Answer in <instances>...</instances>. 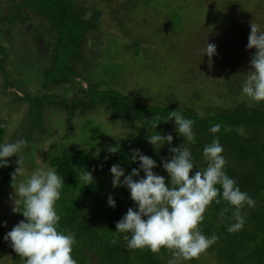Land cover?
Wrapping results in <instances>:
<instances>
[{"label": "trees", "instance_id": "trees-1", "mask_svg": "<svg viewBox=\"0 0 264 264\" xmlns=\"http://www.w3.org/2000/svg\"><path fill=\"white\" fill-rule=\"evenodd\" d=\"M124 1L112 8L104 5L108 16L115 21L120 13L123 16V22H117L114 28L120 42L117 45L126 51L132 49L135 57L141 54L145 56L144 50L140 49L141 42L135 40L136 37L130 40L127 34L134 16L147 12L145 9L152 4L150 0ZM242 1L232 0L229 9H226L229 13L224 19L229 20L234 27L235 21H240L242 14L249 15L248 12H251L253 15L255 13L256 19L249 16L262 28L264 11L258 7L254 12L250 11L251 5L258 4V0L250 2L245 8L241 5ZM89 6L90 8L82 0H0V72L5 83L4 89L12 87L13 91L9 92L14 97L12 101L28 104L25 120L18 126L21 139L32 144L34 136L43 135L47 131V110L64 111L68 122L75 113L86 115L94 110H103L110 115L112 122L131 130L122 139L105 137L100 143L87 142V149L66 146L53 147L49 151V167L54 168L64 178L61 199L56 204V210L61 217L59 228L66 233H75L72 256L77 264H166L171 258V252L166 248H161L159 253L147 248L129 250L122 234L115 232L116 222L126 214L128 208L135 209L136 205L126 187L113 188L110 168L113 164H119L125 170V175L130 174L133 168L139 167L138 162L133 163L131 160L132 150L139 149L156 161L158 167L153 171L164 176L167 182L168 174L162 167L161 159L171 157L170 147L182 144L191 149L193 163L196 165L190 173L191 176L207 166L202 151L214 136L223 146L227 175L236 181L241 191L255 200V206L245 205L241 210L244 217L243 227L229 232V225L235 222L232 219L231 206L223 200L219 204L211 203L206 208L204 219L198 228L205 236L211 237L215 234L218 239L205 253L213 258L214 264H264V102L251 104V101H237L235 96L240 93L241 85L238 83L236 90L231 82L224 94L219 96L234 102L222 106L211 98L202 112L191 104L192 96L186 100L172 101L170 94L166 93L159 95L157 102L150 103L142 101L137 95L127 94L125 76H122L120 65L109 59L104 54L105 51L102 52L104 47L99 49V46L96 53L103 55L107 61L103 67L101 63H96L95 55L89 54L87 45L89 39L93 42L95 34L100 32L99 19L102 13L98 7ZM123 9L125 11L120 12ZM152 9L153 14L160 16V23L157 22V25H163L165 31L167 25L170 32L183 26L184 17L180 13L172 11L170 18H166L170 20L165 23L164 16L167 11L157 7ZM230 14L234 15L233 19ZM214 20L216 18L210 21ZM30 21L34 22L33 29L36 30L25 32L23 29ZM222 28L224 29V25ZM245 33L248 39L250 31ZM201 34L199 32V39L195 37V41L202 39ZM241 35L240 29L234 37L240 38ZM164 36H158V39ZM6 38L18 40L19 46L14 51L11 50ZM230 42H234L231 36ZM236 44H241L240 48H244L246 52L249 62L242 63L246 69L250 67L249 63L256 49H246L248 40ZM232 58L236 59L234 54L231 57L228 55L225 58L226 63H231ZM5 67L9 69L8 73ZM94 69L98 72L93 73ZM12 75L16 76L15 81L10 79ZM20 76L22 77L19 78ZM20 79L25 84L36 81L38 93L31 95L25 91L17 84L22 83ZM68 92L70 98L67 96ZM193 95L200 96V93L194 92ZM175 110L194 121V138L191 142L175 132L174 121H164ZM155 120L161 121L156 131L173 135L171 146L166 143L160 150L159 146L155 150L148 143L147 137L150 131H154L151 125ZM0 124L5 125L0 128V143H3L8 132L7 122L0 118ZM214 124L220 125V131L216 134L209 132ZM106 141L110 143L107 147ZM110 146H117L119 151L109 153ZM97 149L100 150L98 158L94 155ZM84 168L89 171L95 169L91 185L83 186L79 182L78 174ZM140 175L143 177L144 173L141 172ZM109 196L114 197L115 208L108 206ZM225 208L229 211L222 215V209ZM18 216L21 220L24 219L20 213ZM5 235L0 230V248L15 263L25 264L10 242L4 239ZM195 260L197 262L196 257L188 260V263L194 264Z\"/></svg>", "mask_w": 264, "mask_h": 264}, {"label": "clouds", "instance_id": "clouds-1", "mask_svg": "<svg viewBox=\"0 0 264 264\" xmlns=\"http://www.w3.org/2000/svg\"><path fill=\"white\" fill-rule=\"evenodd\" d=\"M250 29L246 49L255 48L256 51L250 60L251 70L247 72L242 94L253 102H264V29L253 22ZM202 53L211 58L216 54V46L204 42ZM164 121H174L175 132L184 140H193L194 121L185 118L182 112L171 111ZM159 122L155 120L152 123L154 131H150L147 137L155 150L157 146L160 150L166 143L171 146L173 141L172 134L156 131ZM3 127L5 125L0 124V128ZM219 131V124L209 128L212 134ZM28 144L26 139L0 143V168L8 166L7 158L13 155L19 157L16 161L18 167L12 173L14 193L10 199L13 201V212L24 217L6 233L4 239L10 242L25 264H77L72 256L75 233H66L59 228L61 217L56 210L64 178L54 168L39 167L17 183L18 177L25 176L21 152ZM118 151L117 146L108 148L112 154ZM223 151L219 139L214 136L202 151L207 166L190 176L195 165L191 149L182 144L170 147L171 157L161 159L162 167L168 174L167 182L164 176L153 171L158 167L156 161L139 149L132 150L131 160L133 163L138 162L139 167L133 168L130 174L125 175V170L119 164L111 166L113 188L126 187L136 205L135 209L128 208L115 225V232L122 234L129 250L147 248L159 253L161 248H166L171 252L166 264H183L198 257L218 239L215 234L205 236L198 225L204 219L206 208L213 202L221 203V200L231 206L232 219L235 221L227 230L235 232L243 227L241 210L245 205L254 207L255 200L241 191L236 181L227 175ZM99 153L97 149L95 157L98 158ZM94 171L84 168L78 174L79 182L83 186L91 185ZM141 172L144 173L143 177ZM107 204L115 208L114 197L109 196ZM228 211V208L222 209L221 214Z\"/></svg>", "mask_w": 264, "mask_h": 264}, {"label": "rangeland", "instance_id": "rangeland-1", "mask_svg": "<svg viewBox=\"0 0 264 264\" xmlns=\"http://www.w3.org/2000/svg\"><path fill=\"white\" fill-rule=\"evenodd\" d=\"M122 1L125 2L124 0H82L89 8L90 4L98 7L102 12L99 19L100 32L95 34L93 42L89 39L87 45L89 54L91 56L95 55L96 63H101L103 67L107 61L103 58V55L96 53L99 46V49L104 47L102 52L105 51L104 54L109 59L120 65L122 76H125L124 86L127 94L137 95L142 101L150 103L157 102V97L166 93L170 94L172 101L186 100L189 96H192L193 103L191 104L198 108L199 112H202L211 98H214L215 102L222 106L234 102L219 96V94H224L228 83L231 82L232 87H235L236 90L237 84L241 85L240 93L235 96L237 101H251L242 94V87L248 75L247 72L251 70L250 67L243 68L242 63L248 64L249 60L245 55L244 48H240L241 44L237 45L236 43L248 40L245 32L251 31L250 24L254 23L251 17L255 18V13L253 15L248 12L251 17L242 14L240 21H235L234 27L236 30H232L234 29L232 23L230 24L229 20L224 19L225 15L229 13L226 9H229L232 0H150L152 5L145 9L147 12H142L137 17L134 16L133 21L131 20L132 22L129 23L130 28H128L127 37L130 40H132V37H136V39H133L141 42L140 49L144 50L145 55L141 54L139 57H135L132 54V49L126 51L125 48H119L117 45L120 42L114 28L117 22H123L122 13L115 21L114 18L108 16L107 10L104 8L105 4L109 8L116 7L115 5H121ZM253 1L256 0H243L241 5L245 8ZM258 2L256 5H251L250 11L254 12L257 7L264 11V0H258ZM216 5L220 6L216 7ZM131 6L137 7L136 5ZM151 6L167 11L164 16L165 23L170 20L166 18H170L173 14L172 11L180 13L184 17L183 26L170 32L167 25L165 31L163 25H157V22L160 23V16L153 14ZM122 11L125 10H120V12ZM230 15L233 19L234 15ZM215 18L216 20L210 21ZM33 21L26 23L23 29L25 32L26 28L31 29L34 27ZM261 22L264 24L263 21ZM222 25H224V29ZM237 25L239 28H237ZM263 28L264 25L261 29ZM240 29L242 32L241 37H234ZM199 32L202 33V39L195 41V37L199 39ZM243 33H245V36ZM158 36L164 37L158 39ZM230 36L234 38V42H230ZM204 42L216 46V54L211 58L207 55L203 56L202 47ZM8 43L13 51L19 46V41L16 39H8ZM41 44H43L42 41ZM156 47L157 50L155 51ZM233 54L236 59L232 58L231 63H226L225 58L228 55L231 57ZM191 66L193 68H190ZM5 71L8 73L9 69L5 67ZM94 72L97 73L98 70L94 69ZM15 77V75H12L10 79L15 81ZM22 83L18 82L17 84L31 95L38 93L36 81L23 83V85ZM4 86V79L0 72V118L7 122L8 132L3 142L6 143L21 139L18 126L25 120L28 104L12 101L14 97L9 92H12L13 88L6 87L4 89ZM194 92H199L200 96L193 95ZM203 95L208 96L205 98ZM67 96L70 98V92ZM254 103L256 102L251 101V104ZM45 118L47 131L43 135L34 136V143L29 144L21 152L25 176L18 177L17 183L25 179L36 168L49 167V151L53 147L67 146L87 149L88 145H85L87 142L100 143L105 137L122 139L131 132L130 129L121 127L115 121L112 122L110 115L103 110H94L86 115L75 113L69 122L64 111L49 112L47 110L45 111ZM108 143L106 141V147L110 144ZM7 159L8 166L3 167L0 172V230L4 233L10 231L21 220L18 216L19 213L13 212V201L10 199V195L14 193L12 173L18 167L16 161L19 157L13 155ZM196 259L197 262L195 260L194 264H214L213 258L206 255L205 252ZM0 264L17 263L10 258L6 251L0 248ZM183 264L189 263L184 261Z\"/></svg>", "mask_w": 264, "mask_h": 264}, {"label": "flooded vegetation", "instance_id": "flooded-vegetation-1", "mask_svg": "<svg viewBox=\"0 0 264 264\" xmlns=\"http://www.w3.org/2000/svg\"><path fill=\"white\" fill-rule=\"evenodd\" d=\"M34 30H36V29H33V28H31V29H27V28H26V31H27V32H31V31L34 32ZM36 36H37V35H36ZM40 43H41V41H40Z\"/></svg>", "mask_w": 264, "mask_h": 264}]
</instances>
